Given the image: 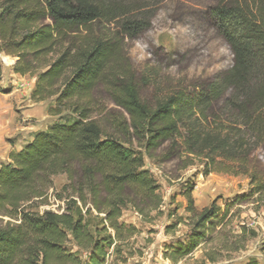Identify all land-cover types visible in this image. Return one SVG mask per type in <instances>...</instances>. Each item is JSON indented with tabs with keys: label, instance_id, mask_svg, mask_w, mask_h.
<instances>
[{
	"label": "trees",
	"instance_id": "16d2710c",
	"mask_svg": "<svg viewBox=\"0 0 264 264\" xmlns=\"http://www.w3.org/2000/svg\"><path fill=\"white\" fill-rule=\"evenodd\" d=\"M138 2L0 0V52L16 59L15 74L36 75L31 101L54 98L47 112L58 117L0 165V264H125L123 244L137 228L120 218L128 207L148 221L160 213L162 195L145 156L166 141L167 158L183 146L202 160L204 175L250 180L249 191L232 203L200 211L193 183L186 185L193 222L186 241L164 251L172 261L221 236L230 205L264 202V179L250 165L252 152L264 145V0H218L211 15L231 50V67L193 93H170L155 109L140 100L120 57V38L149 24V11ZM94 91L127 114L119 124L126 139L97 122L103 109ZM60 174L67 183L54 193ZM51 191L64 200L62 211H40ZM217 251L203 250L213 262Z\"/></svg>",
	"mask_w": 264,
	"mask_h": 264
},
{
	"label": "rangeland",
	"instance_id": "374dc122",
	"mask_svg": "<svg viewBox=\"0 0 264 264\" xmlns=\"http://www.w3.org/2000/svg\"><path fill=\"white\" fill-rule=\"evenodd\" d=\"M138 1L140 7L149 11V24L134 36L120 38V57L140 100L149 108L155 109L175 91L193 93L229 70L232 53L211 15L218 0ZM15 60L0 52V165L9 161L11 151L30 141L35 132L46 130L58 118L47 112L54 98L38 103L31 101L36 75L15 74L12 70ZM94 94L100 98L98 108L103 109L96 117L97 122L108 133L126 139L119 124L127 122V114L107 95L96 91ZM169 149L170 142L166 141L151 150V156H145V168L155 177L162 195L160 213H152L155 217L148 221L132 207L122 212L120 221L137 228L123 244V253L127 256L125 264H246L252 260L264 264L262 198L230 205L231 221L227 228L204 247L177 261L165 256L167 248L186 241L190 233L193 215L186 210L187 201L183 196L187 184L194 185L191 194L196 211L213 202L224 207L225 203H232L250 189V180L244 174L212 172L204 175L201 159L184 153L183 146L177 149V155L167 158ZM250 159V165L264 179V145L254 150ZM66 183L64 174L54 176V193ZM52 193L49 204L41 206L40 211H62L59 208H63L64 200L56 199ZM227 229L232 231L226 234ZM241 238H244L242 248L231 250L237 247ZM223 244L230 250L222 248ZM68 247L76 250L72 243ZM205 249L218 250L216 261H209L204 256Z\"/></svg>",
	"mask_w": 264,
	"mask_h": 264
},
{
	"label": "crops",
	"instance_id": "0c3cea01",
	"mask_svg": "<svg viewBox=\"0 0 264 264\" xmlns=\"http://www.w3.org/2000/svg\"><path fill=\"white\" fill-rule=\"evenodd\" d=\"M31 139H32V138H31ZM26 142H27V141H26ZM26 142H25V143H26ZM25 143H24V144H25ZM22 146H23V145H21L19 148H17V150H14V151H18V150H20Z\"/></svg>",
	"mask_w": 264,
	"mask_h": 264
},
{
	"label": "bare ground",
	"instance_id": "6f19581e",
	"mask_svg": "<svg viewBox=\"0 0 264 264\" xmlns=\"http://www.w3.org/2000/svg\"><path fill=\"white\" fill-rule=\"evenodd\" d=\"M4 57V56H3ZM8 58V57H7ZM5 60V59H4ZM8 60V59H7Z\"/></svg>",
	"mask_w": 264,
	"mask_h": 264
}]
</instances>
